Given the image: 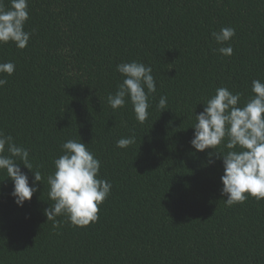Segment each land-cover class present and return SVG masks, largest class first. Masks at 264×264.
<instances>
[{
  "label": "trees",
  "instance_id": "1",
  "mask_svg": "<svg viewBox=\"0 0 264 264\" xmlns=\"http://www.w3.org/2000/svg\"><path fill=\"white\" fill-rule=\"evenodd\" d=\"M28 11L27 47L0 44V62L15 64L0 74V130L29 150L43 183L21 207L0 171V264H264V200L226 206L222 159L209 165L212 150L190 144L194 112L216 88L243 104L252 80L264 82V0H28ZM224 27L235 29L227 57L211 37ZM133 60L156 81L143 124L130 103H107L122 82L116 66ZM133 134L135 144L116 147ZM68 139L87 144L112 184L86 227L44 215Z\"/></svg>",
  "mask_w": 264,
  "mask_h": 264
},
{
  "label": "clouds",
  "instance_id": "2",
  "mask_svg": "<svg viewBox=\"0 0 264 264\" xmlns=\"http://www.w3.org/2000/svg\"><path fill=\"white\" fill-rule=\"evenodd\" d=\"M29 19L28 0H10L5 8L0 0V44L12 42L18 49L27 47L31 31H25ZM235 36V29L221 28L211 32L219 45L214 51L222 56H231L233 48L228 43ZM227 45V46H225ZM15 64L0 62V74L12 75ZM122 76L115 93L107 96V103L113 109L123 108L130 103L136 120L143 124L149 116V97L157 91L151 66L139 61L122 62L116 66ZM7 83L0 79V87ZM252 95L241 104V94L233 93L226 87H218L215 94L201 102L203 111L195 114L190 126L194 129L191 146L208 152L209 165L222 159L223 175L221 195L226 206L244 203L249 197L264 200V82H251ZM157 107L167 109V97L161 96ZM135 135L122 137L116 147L128 148L135 144ZM62 155L54 159V171L47 176L48 199L52 201L44 210L47 221L53 227L61 222L56 218L65 216L74 227H86L99 219L100 205L109 196L112 184L99 177L101 162L87 147L76 139L61 144ZM20 165L28 169L34 179L29 183L28 175ZM0 171L13 182L11 196L18 206L30 201L43 183L39 170H34L29 150L18 146L11 135L0 130ZM44 185V184H43Z\"/></svg>",
  "mask_w": 264,
  "mask_h": 264
}]
</instances>
